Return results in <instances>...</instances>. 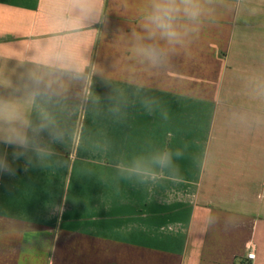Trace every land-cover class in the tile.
Listing matches in <instances>:
<instances>
[{
  "label": "crops",
  "instance_id": "crops-1",
  "mask_svg": "<svg viewBox=\"0 0 264 264\" xmlns=\"http://www.w3.org/2000/svg\"><path fill=\"white\" fill-rule=\"evenodd\" d=\"M211 7L151 66L134 53L149 0H98L77 41L99 97L79 145L26 169L0 144L14 169L0 172V264H241L251 252L264 264V0ZM0 18L9 73L32 45L67 38L48 0H0ZM157 151L173 167L155 181L118 168Z\"/></svg>",
  "mask_w": 264,
  "mask_h": 264
},
{
  "label": "clouds",
  "instance_id": "clouds-1",
  "mask_svg": "<svg viewBox=\"0 0 264 264\" xmlns=\"http://www.w3.org/2000/svg\"><path fill=\"white\" fill-rule=\"evenodd\" d=\"M48 2L53 34L67 38L34 44L13 57L17 64L11 73L0 70V144L13 147L15 159L25 158L26 169L52 163L54 144L78 146L82 137L79 117L89 103L99 102L92 91L95 66L86 49L77 44L83 37L84 25L95 14L98 0ZM214 3L215 0H149L142 21L143 35L135 37V55L151 66L160 65L170 50L182 46L185 38L212 14ZM153 103L145 101V107L151 110ZM109 111L119 113V104ZM181 155L180 151L175 153L176 157ZM172 167L173 153L169 151H157L118 165L122 173L141 182L155 181L164 169ZM0 172L14 174L2 156Z\"/></svg>",
  "mask_w": 264,
  "mask_h": 264
},
{
  "label": "built area",
  "instance_id": "built-area-1",
  "mask_svg": "<svg viewBox=\"0 0 264 264\" xmlns=\"http://www.w3.org/2000/svg\"><path fill=\"white\" fill-rule=\"evenodd\" d=\"M255 257H256L255 253L251 252L248 254L247 259L241 264H254Z\"/></svg>",
  "mask_w": 264,
  "mask_h": 264
}]
</instances>
